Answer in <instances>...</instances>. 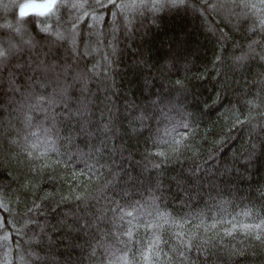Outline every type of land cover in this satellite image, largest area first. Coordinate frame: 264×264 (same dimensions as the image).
Instances as JSON below:
<instances>
[{"label":"snow or ice","instance_id":"snow-or-ice-1","mask_svg":"<svg viewBox=\"0 0 264 264\" xmlns=\"http://www.w3.org/2000/svg\"><path fill=\"white\" fill-rule=\"evenodd\" d=\"M190 7L219 34L216 77L230 33L247 41L231 54L243 85L229 130L247 126L250 146L220 175L264 167V0H13L0 14V166L14 161L24 180L9 171L0 184V264H255L264 254V203L233 207L224 180L208 182L205 192L199 165L174 178L175 192L161 179L196 131L186 111L188 78L159 92L145 81L155 96L147 105L115 84L121 44L159 13ZM170 58L187 71L186 57ZM126 136L151 146L145 160L155 177L145 176L146 165L137 172L117 163V155L132 158Z\"/></svg>","mask_w":264,"mask_h":264},{"label":"trees","instance_id":"trees-1","mask_svg":"<svg viewBox=\"0 0 264 264\" xmlns=\"http://www.w3.org/2000/svg\"><path fill=\"white\" fill-rule=\"evenodd\" d=\"M10 2L13 0H0V14L4 11V5ZM188 2L190 5H199L200 0H188ZM158 16L160 18L155 25L150 20L147 21L145 27L136 34L134 39L121 44L122 51L116 59L113 75L122 96L126 95L128 100H135L140 105H147L151 99H155V96L145 88V81L152 82V92H159L162 84L168 87L170 82L178 78H188L189 93L186 111L193 113L192 126L196 131L189 141L191 148L184 152L179 161H173L162 169L161 179L165 187L170 186L175 192L174 178L181 175L187 176L199 165V175L205 182V192H207L208 182L219 183L224 180V196L234 198L233 207L243 206L249 201L256 203L259 207L261 203H264V198L260 194L261 190H264V167L257 164L242 177L220 175L225 167L236 166L234 158L250 146L247 126L229 130L232 128V116L229 109L237 104L243 85L241 73L232 69L231 54L233 52L240 54L241 49L236 45L246 47L245 37L240 32L230 33L226 44L229 58L220 68L222 75L216 77L214 75L216 69L213 68L212 62L214 54L220 51V43L218 42L219 34L213 35L209 31L212 25L205 22L198 12L194 13L191 7L187 12L183 10L171 13L161 12ZM178 42L179 47H177ZM128 44L131 46L129 47ZM173 55L181 62L185 57L187 58V71L184 70L183 63L178 62L175 67L173 66V60L170 58ZM99 58L98 55L97 59ZM141 58L147 63H142ZM176 68L180 71L177 72ZM253 71H259V69H253ZM217 94L220 101L213 104V99ZM119 103L123 104L122 98ZM175 119L179 121L180 117L175 116ZM180 131H185V129H180ZM188 131L191 132L190 129ZM123 139L126 148L125 155L131 152L132 158L121 162L117 155V163H123L125 168L131 165L136 168L137 172L146 165L148 171L145 172V176L155 177L156 170L152 169L151 164L145 160L146 147L151 146L145 145L142 137L134 139L126 136ZM220 140H223L222 144L218 143ZM113 170L115 171V166ZM9 171L21 182L24 180L16 163L9 161L0 166V184L9 182L11 179L8 175ZM42 187L47 191L53 189V185L49 183L43 184ZM55 187L59 191H67L61 183H57ZM228 193L232 196L229 197ZM169 199L171 201L172 197ZM176 203L178 204L179 201L177 200ZM199 206L203 207V203ZM231 242L238 243V241ZM257 251L259 252V249ZM5 252L6 249L0 247V261H3ZM15 256L16 253L13 252L11 257ZM261 260H264V254L256 257L255 264H260Z\"/></svg>","mask_w":264,"mask_h":264}]
</instances>
